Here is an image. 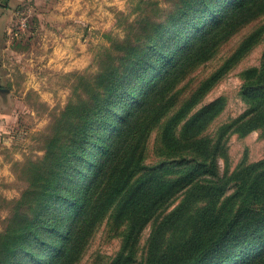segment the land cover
Wrapping results in <instances>:
<instances>
[{"label":"trees","instance_id":"16d2710c","mask_svg":"<svg viewBox=\"0 0 264 264\" xmlns=\"http://www.w3.org/2000/svg\"><path fill=\"white\" fill-rule=\"evenodd\" d=\"M170 2L132 38L113 43L87 97L64 111L0 233V264H77L105 219L124 228L108 264H264V157L231 172L219 168L231 134L264 133V49L259 66L240 73L242 114L210 137L203 132L225 100L196 109L263 40L264 22L187 97L176 91L224 42L264 17V0ZM156 130L157 161L147 164Z\"/></svg>","mask_w":264,"mask_h":264},{"label":"rangeland","instance_id":"374dc122","mask_svg":"<svg viewBox=\"0 0 264 264\" xmlns=\"http://www.w3.org/2000/svg\"><path fill=\"white\" fill-rule=\"evenodd\" d=\"M3 1V0H0ZM170 0H9L0 7V233H3L14 202L29 185L32 168L46 155V146L59 130L66 108L86 98L85 87L115 41L132 38L144 22L169 9ZM264 17L246 25L224 42L216 55L198 66L176 88L187 97L198 84L216 71L240 42ZM263 40L226 73L196 107L224 98L223 111L203 136L246 110L239 97L240 73L258 67ZM6 90V91H2ZM157 130L146 145V163L154 154ZM228 160H219L220 172L233 171L240 163L264 157V133L231 134ZM181 197L176 198L171 210ZM168 210V211H169ZM150 223L142 232L137 261L145 258ZM124 228L113 230L105 219L96 229L77 264H108L121 245Z\"/></svg>","mask_w":264,"mask_h":264},{"label":"water","instance_id":"95a60500","mask_svg":"<svg viewBox=\"0 0 264 264\" xmlns=\"http://www.w3.org/2000/svg\"><path fill=\"white\" fill-rule=\"evenodd\" d=\"M3 92L6 91V90H2Z\"/></svg>","mask_w":264,"mask_h":264}]
</instances>
